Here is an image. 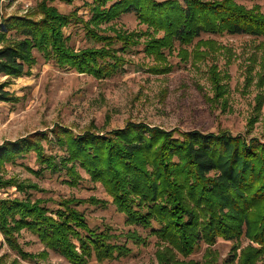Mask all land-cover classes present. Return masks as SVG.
<instances>
[{"label": "trees", "instance_id": "1", "mask_svg": "<svg viewBox=\"0 0 264 264\" xmlns=\"http://www.w3.org/2000/svg\"><path fill=\"white\" fill-rule=\"evenodd\" d=\"M54 1L39 2L38 19L30 13L3 17L7 30L0 23V75L29 73L38 62L36 50L61 67L104 78L125 64V54L143 35L147 36L145 51L160 59L165 49L178 45L184 47L183 56L188 55L185 46L194 42L214 46L213 39L203 38L208 33L264 36V8L241 0H86L90 18L80 16L79 9L64 13ZM128 13H137L148 30L131 34L110 25ZM73 24L83 27L97 45L81 51L72 46L66 28ZM207 53L199 49L195 56ZM213 72L215 84L222 87L218 72ZM5 86L0 84V101H14ZM55 131L66 150L60 161L46 153L40 136L49 137L39 132L0 144V167L32 150L41 169L64 168L70 181H78V167H84L126 214L132 233L128 238L146 244L154 235L167 244L159 253L160 264L193 263L179 259L177 253L190 256L204 242L212 245L220 237L238 243L222 264H257L263 257L264 140L229 130L177 132L144 123L103 134L91 130L78 134L63 126ZM2 183L0 175V188L6 186ZM88 202L99 204L93 197H65L53 208L45 199L29 195L0 198V231L27 259L36 256L19 243L24 229L72 264L132 253L131 245L114 228L91 225L81 208ZM243 237L250 242L239 254Z\"/></svg>", "mask_w": 264, "mask_h": 264}, {"label": "rangeland", "instance_id": "2", "mask_svg": "<svg viewBox=\"0 0 264 264\" xmlns=\"http://www.w3.org/2000/svg\"><path fill=\"white\" fill-rule=\"evenodd\" d=\"M40 1L0 0L1 29L7 30L5 16L30 13L38 19ZM241 1L264 8V0ZM86 2L56 0L52 4L64 13L79 9L80 16L90 18ZM111 24L124 33L148 30L137 13L124 14ZM66 33L72 34L70 44L78 51L97 45L77 24L68 26ZM203 38L213 39L214 46L194 42L185 46L188 55L183 56L184 47L178 45L165 49L166 54L160 59L145 51L147 36H140V42L125 54V64L104 78L61 67L36 50L38 62L29 73L19 77L0 75V84H5L6 90L15 96L14 101H0V144L44 132L49 139L40 136L41 145L47 154L57 156L60 161L66 150L55 138L59 126L72 128L78 134L85 130L103 134L140 123L177 132L229 130L264 140V36L208 33ZM199 49L208 53L196 57ZM214 70L223 84L220 88L215 84ZM37 156L35 150L24 152L0 167L5 182L2 184L6 185L0 188V198L29 195L45 199L53 208L65 197L97 198L99 204L88 202L81 206L91 225L114 228L133 251L120 259H93L88 264H160L159 253L167 244L154 235L149 236L146 244L128 238L127 234L132 233L126 214L119 211L100 181L93 180L82 166L78 167L81 176L78 181H70L64 168L41 169ZM18 240L23 250L36 257L25 258L0 231V264H72L62 254L45 247L27 229L22 230ZM249 242L250 239L242 238L239 254ZM237 244L220 237L212 245L204 242L190 256L177 253V257L192 261L190 264H208L210 260L222 264ZM257 264H264V255Z\"/></svg>", "mask_w": 264, "mask_h": 264}]
</instances>
